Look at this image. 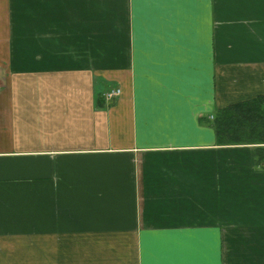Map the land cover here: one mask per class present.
<instances>
[{
	"label": "crops",
	"instance_id": "obj_1",
	"mask_svg": "<svg viewBox=\"0 0 264 264\" xmlns=\"http://www.w3.org/2000/svg\"><path fill=\"white\" fill-rule=\"evenodd\" d=\"M256 97L264 0H0V264H264Z\"/></svg>",
	"mask_w": 264,
	"mask_h": 264
},
{
	"label": "trees",
	"instance_id": "obj_2",
	"mask_svg": "<svg viewBox=\"0 0 264 264\" xmlns=\"http://www.w3.org/2000/svg\"><path fill=\"white\" fill-rule=\"evenodd\" d=\"M213 129L223 143H264V106L261 97L240 101L218 109ZM256 161L264 163V146L257 147ZM262 150V151H261Z\"/></svg>",
	"mask_w": 264,
	"mask_h": 264
},
{
	"label": "built area",
	"instance_id": "obj_3",
	"mask_svg": "<svg viewBox=\"0 0 264 264\" xmlns=\"http://www.w3.org/2000/svg\"><path fill=\"white\" fill-rule=\"evenodd\" d=\"M119 93H120V89L118 87L111 88L105 92V97L110 99V98H113V97L119 95Z\"/></svg>",
	"mask_w": 264,
	"mask_h": 264
}]
</instances>
